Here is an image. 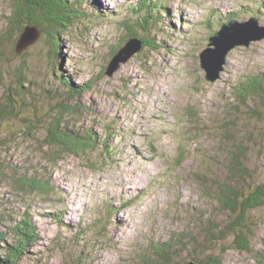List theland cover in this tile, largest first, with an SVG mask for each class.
<instances>
[{
    "label": "rangeland",
    "instance_id": "374dc122",
    "mask_svg": "<svg viewBox=\"0 0 264 264\" xmlns=\"http://www.w3.org/2000/svg\"><path fill=\"white\" fill-rule=\"evenodd\" d=\"M15 1L0 0V33ZM70 2L90 24L75 26L64 38L66 74L76 73L83 83L103 73L84 93V106L92 108L84 123L101 140L108 133L112 137L106 149L78 153L45 142L47 127L42 125L55 112L46 86L57 83L41 36L24 58L33 83L30 103L39 101L41 116L5 124L10 132L0 129V216L12 221L28 211L38 227L42 240L20 264H65L77 258L80 264H143L142 258L156 264L155 245L180 235H202L207 219L222 226L235 219L222 210L218 194L239 145L246 147L242 165L249 183L264 184V142L245 117L247 108H237L234 89L264 71V40L232 50L216 83L206 80L199 59L226 24L219 18L233 15L242 22L256 15L264 26V0ZM145 14L156 17L159 30L150 33V17L140 23ZM132 30L144 35L149 47L108 77L110 58ZM19 35L14 32L15 38L2 46L0 96L22 63L12 53ZM263 126H257L260 132ZM24 177L47 180L53 189L24 194L18 185ZM251 220L256 226L253 253L237 249L231 237L216 248L225 264H256V254L264 251V210L252 213ZM4 230L0 224V233ZM183 261L175 257L171 264Z\"/></svg>",
    "mask_w": 264,
    "mask_h": 264
},
{
    "label": "trees",
    "instance_id": "16d2710c",
    "mask_svg": "<svg viewBox=\"0 0 264 264\" xmlns=\"http://www.w3.org/2000/svg\"><path fill=\"white\" fill-rule=\"evenodd\" d=\"M135 7L139 9L138 6ZM161 10L156 8L154 11ZM150 12L152 11L150 10L148 13L150 14ZM164 12L162 10V13ZM149 14H145V17L141 16L140 23L150 17L151 33L154 28L158 29L159 26L156 17L153 19ZM253 17L257 18L256 15ZM6 18V27L0 33V60L4 57L2 46L15 38L14 32L15 34L22 32L23 27L27 24L37 26L44 41H47L49 54L47 59L52 65V76L56 78L57 84L56 86L51 85L49 88L46 86L47 96L52 99V109L55 112L50 117L52 121L49 120L48 124L42 125L43 128L47 127L45 142L49 146L61 147L64 151L72 153L93 151L99 146L103 149L108 148L112 134L108 133L107 137L101 140L95 129L86 126L84 123L85 117L90 115L92 110L90 105L84 106V93L92 88L97 79L104 76L103 73L93 76L89 81L83 83L79 81L76 73L66 74L68 71L66 69L67 60L64 55V48L66 47L64 38L75 26H79L81 23L90 24L85 21L87 18L84 13L80 12L70 0H16L12 12ZM231 21H237L235 16L230 15L226 20L219 18L220 23L227 24ZM128 23L125 22L124 24L132 27ZM140 23L137 24L140 26ZM141 36L144 35L133 30L130 31L125 37L129 39L117 49H122L131 39H138L142 48L146 49L149 47L148 41L146 42ZM121 41H118L115 46ZM12 53L16 58L23 59L9 78V86L6 87L3 96H0V129L4 131L10 130V127H5V124L26 119L28 115L26 120L30 122L33 115H39L37 112L40 105L39 101L36 102L37 99H34V104L30 103L33 99V97L31 98L33 83L29 78L24 61L27 52L17 55L14 46ZM111 59L112 57L109 61ZM58 68L61 70L60 73L56 71ZM53 80L55 81V79ZM234 89L235 99L240 104L237 108L239 110L240 108H247L244 115L248 117L249 121L255 123L254 131L259 132V141L263 143L264 129L260 132L257 126L264 124V71L254 76H247L238 82ZM250 103L252 105L248 106ZM33 121H38V118ZM238 149L239 154L234 153L235 155L231 156L230 164L232 167H230L228 174V182L220 186L221 191L218 194V201L222 210L228 212V216H233L235 219H230L224 226L212 219H207L202 228V235H180L178 239L172 238L169 243L155 245L156 264H171L175 257L184 259L183 264L189 262L186 260L195 261L198 264H225L223 254H216V248L231 237H233V244L237 249L253 253L251 241L255 237L256 226L252 224L254 222L251 220V216L257 210H264V184L251 186L250 177L247 175L249 173L242 165L246 147L239 145ZM237 165L239 166L236 168ZM40 180L25 177L19 179V189L28 195L32 193L49 194L50 190L53 189L52 186L47 180L45 182ZM2 216H0V224L5 226V230L0 233V264H20L22 258L29 255L30 250L40 243L42 237L33 216L28 211L23 212L20 219H12V221L9 217L1 219ZM57 220L59 223L61 222V219ZM203 252L209 253L207 256L198 259L196 254L201 255ZM182 254H185V258L181 257ZM142 260L143 264L151 263L149 259L142 258ZM255 260L256 264H264V251L256 254ZM64 263L80 264V259L67 260Z\"/></svg>",
    "mask_w": 264,
    "mask_h": 264
},
{
    "label": "water",
    "instance_id": "95a60500",
    "mask_svg": "<svg viewBox=\"0 0 264 264\" xmlns=\"http://www.w3.org/2000/svg\"><path fill=\"white\" fill-rule=\"evenodd\" d=\"M41 36L42 33L37 26L25 25L16 41L15 52L17 55H22L36 44ZM262 40H264V26H261L255 17H251L248 21H231L222 25L209 39L207 47L199 55L200 66L206 74V80L216 83L221 79L227 65V57L232 50L237 47H250L252 43ZM141 49V42L138 39H131L112 57L105 74L112 77ZM187 264L198 263L189 261Z\"/></svg>",
    "mask_w": 264,
    "mask_h": 264
}]
</instances>
